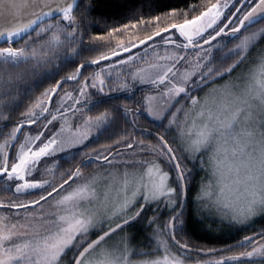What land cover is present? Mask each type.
<instances>
[{"label":"snow or ice","instance_id":"obj_1","mask_svg":"<svg viewBox=\"0 0 264 264\" xmlns=\"http://www.w3.org/2000/svg\"><path fill=\"white\" fill-rule=\"evenodd\" d=\"M81 3L0 0V45H6L0 46V193H11L0 198V264H189L194 249L185 220L193 174L188 161L205 170L192 201L201 219L219 214L238 232L264 219V0H215L190 19L172 9L163 18L184 15L183 22L157 27L127 45L121 40L90 59L83 54L106 46L99 43L105 37L88 36L92 8L85 4L77 17ZM195 10L192 5L188 12ZM161 19L141 18L107 35L159 25ZM230 41L231 48L214 55ZM140 46L143 55H133ZM160 48L163 55L156 51L152 62L144 60ZM138 61L143 65L137 67ZM68 65H75L73 71L45 88L5 131L23 98L52 75L49 67ZM90 66L98 70L81 82ZM114 70L115 86L109 84ZM67 82H78V88L60 96ZM137 86L155 93L144 97V112L121 100L132 99ZM145 113L151 125L139 127ZM121 121L127 126L123 136L80 152L57 183L54 170L61 164L54 157L74 161L73 149ZM93 164L99 167L86 174ZM37 191L34 199L19 198ZM153 205L154 214L146 217L152 229L147 245L135 246V233L125 230L134 229ZM161 208L170 212L164 220ZM233 249L241 250L196 264H264V227L204 254Z\"/></svg>","mask_w":264,"mask_h":264},{"label":"trees","instance_id":"obj_2","mask_svg":"<svg viewBox=\"0 0 264 264\" xmlns=\"http://www.w3.org/2000/svg\"><path fill=\"white\" fill-rule=\"evenodd\" d=\"M215 0H82L80 4V9L77 11L76 15L79 17L80 13L83 11L85 4H90L92 11L90 12L88 18L92 21L93 27H90L88 30V36H103L105 39L99 41L100 44L106 45L104 47H99L95 51L86 52L83 54L85 58H92L98 55L100 52H106L110 48L116 46L119 41H124L128 43L129 41H135L138 37L143 39L145 35H151L152 31H155L157 27H167L169 23H181L185 19L184 15H177L175 17L163 18L165 13L170 12L172 9H176L177 12L184 13L187 12V18H191L194 15H198L200 11L204 9L209 3H214ZM195 5L196 10L194 12H188L190 6ZM230 14V12L228 13ZM160 16L162 17L159 25L155 22L149 24L147 27L140 26L139 29H130L129 31H121L117 36L109 38L108 30L110 28H120L124 24L135 23L136 21L143 18L144 20L151 21L152 17ZM256 25L255 27H259ZM87 40V37H85ZM235 41H230L227 43L225 49L221 52H215L214 55L219 57L222 52L226 51L227 48H231ZM81 61L76 60V64H79ZM229 59L226 63H231ZM214 63H219V61H214ZM75 65L62 66L60 68H55L54 66L49 67V71L52 72V75L42 80L39 85L26 97L23 98V102L16 109L13 114L12 122L9 123L8 128L4 130H9L15 122L18 121L20 113L24 112L29 104H31L36 97L44 91L45 88L55 85V82L59 80L62 76H67L70 74ZM96 69V66H90L84 69V75L80 77V81L84 80V76H88L90 73H93ZM117 81L115 78L109 81L110 85L115 86ZM78 85V82H67L62 85L59 89V93L65 90L75 89ZM138 90L135 91L132 99H125L124 96H121V100L126 103L129 107L135 109L141 107L143 104V93L146 88L137 87ZM107 90V89H106ZM55 99V98H54ZM103 111V107L94 109L92 112L88 113L90 115H95L97 112ZM141 111L144 112V108L141 107ZM139 127L147 128L151 125V118L147 117L146 113L142 115L139 119ZM167 121H165V124ZM127 126L121 121L119 125L113 126L108 133L100 136L98 139H92L90 142H87L86 146L80 147L79 149L74 150L77 154L74 161L66 162L63 158V155L59 157V162L61 167L57 169L58 171H63L69 167H74L76 161L80 159V152H87L93 149H101L104 145L112 144L114 141L118 140L125 133L123 129ZM158 129H153L156 131ZM136 138L140 139V133H136ZM170 138V133H169ZM146 139H151L147 137ZM187 164L193 168V174L191 183L188 188L187 200H188V209L186 212V232L187 238L189 241V247L193 249H213L219 248L227 245L234 244L237 240L242 239L245 235H251L252 232L259 231L264 227V219L257 218L255 224L247 229L246 231H237V228L231 225L229 222L228 227L223 226V220H217L215 218H210L209 215L206 218L201 219L200 216L196 213V206L192 203L196 197L197 191L199 189L202 178L204 177V170L200 165L193 164L190 161ZM91 166V165H90ZM89 166V167H90ZM66 177V176H65ZM11 193H0V198H7ZM156 206L153 205L145 213V219L137 223L134 229H128V232H134L135 237L132 240L133 245H142L145 244V237L149 233L151 228L147 227L146 217L152 216L154 213L152 209ZM160 212L163 213L161 220L166 219L170 212L166 208H161ZM208 218V219H207ZM182 241L185 239V235L181 233L179 237ZM142 243V244H141ZM241 250V249H239ZM221 253L217 252L216 254ZM191 256H197L199 253L192 251L189 253ZM200 255V254H199Z\"/></svg>","mask_w":264,"mask_h":264},{"label":"rangeland","instance_id":"obj_3","mask_svg":"<svg viewBox=\"0 0 264 264\" xmlns=\"http://www.w3.org/2000/svg\"><path fill=\"white\" fill-rule=\"evenodd\" d=\"M233 11L235 10V9H232ZM218 30V29H217ZM171 34V33H170ZM33 35H35V33H33ZM176 36H178V33L177 34H175ZM207 37H205V39H206ZM180 39H182V38H180ZM135 42V41H134ZM156 43H160V41H159V38H156ZM21 44H23V41L21 40V41H19L17 44H15L14 46H20ZM126 45H127V43H126ZM0 46H6V45H0ZM259 48L260 49H264V42H262L260 45H259ZM108 51V50H107ZM106 51V52H107ZM144 51H145V48H144V46H140L138 49H133L132 50V54L133 55H135V54H137V53H139V54H141V55H143V53H144ZM156 51H158L159 53H160V55H163L164 54V49L163 48H160V49H153V51H149L148 52V54H147V56L146 57H144V60H146V61H148V62H152V58H153V54H154V52H156ZM257 51V49H254L253 50V54H255V52ZM193 55H194V53H193ZM122 59L124 58V56H122L121 57ZM114 61H109V63H113ZM143 65V61H138L137 62V67H139V66H142ZM101 67H103V64H101ZM98 69H97V67H96V69H95V71H97ZM94 71V72H95ZM239 71V70H238ZM112 75H113V78H115L116 77V75H117V71H113V73H112ZM233 75H235V73H233ZM225 79H227V77H225ZM83 81V80H82ZM81 81V82H82ZM218 83H223V81H218ZM116 85V84H115ZM138 87V86H137ZM145 88H146V90L144 91V93H143V103H144V97L145 96H148V95H154L155 93L154 92H152L151 90H150V88L148 87V86H144ZM210 87H211V85H210ZM78 88V85H77V87L75 88V89H77ZM73 90V89H72ZM65 91H71V90H65ZM65 91H63V92H61V93H59V95L60 96H63L64 95V93H65ZM206 91V90H205ZM194 94H196V93H194ZM204 93L203 92H201V93H199V95H203ZM56 99V98H55ZM90 115V114H89ZM50 118V117H49ZM41 123V125L43 124V123H45V121H41L40 122ZM55 123V128H59L60 127V122L59 121H57V122H54ZM76 123H79V121H76ZM55 128H53L52 130L54 131L55 130ZM28 130V127L26 126L25 127V131H27ZM5 131H7V130H5ZM175 135V132H172V133H170V138L172 137V136H174ZM0 139H2V137H0ZM80 147H83V146H80ZM79 147V148H80ZM79 148H77V149H79ZM74 150H76V149H73V151ZM99 150V149H98ZM63 154H60L59 156H57V157H54V159H59V157L60 156H62ZM205 159H207V157L205 156ZM51 162L52 161H49V164H51ZM191 163H193L192 161H190ZM199 164V162L197 161V162H195V164ZM194 164V163H193ZM200 165V164H199ZM99 167V165L98 164H93V165H91L90 167H88V168H85L84 169V172L87 174V173H89V172H92L94 169H96V168H98ZM188 167L189 168H191L189 165H188ZM204 170V169H203ZM54 172H55V175H56V179H57V183H59L60 182V180H59V173L61 172V171H58L57 172V169L56 170H54ZM204 174H205V170H204V172H203ZM204 177H205V175H204ZM64 179H67V176L66 177H64ZM50 190V189H49ZM41 193L40 192H36V193H34L32 196H21V197H19L20 199H22V200H26V199H34V198H36L38 195H40ZM6 199V198H5ZM207 215H209L210 216V218H215V219H217V220H223V226H227L228 227V221L227 220H225V219H222L221 218V216L219 215V214H212V213H209V214H207ZM208 219V218H207ZM153 227H155V225H153ZM125 231H128V229H126ZM151 231H152V229H150V231H149V233L147 234V236L151 233ZM120 235H122V233H118L117 234V236L116 237H114L113 239H118L119 238V236ZM94 237V236H93ZM92 237V238H93ZM146 238V237H145ZM144 241H145V244L144 245H142V247H146V245H147V241H146V239H144ZM142 244V243H141ZM135 246H137V245H135ZM138 246H140V245H138ZM141 247V246H140ZM237 251H240L239 249H233V251L232 252H221V253H218V254H216L215 256H208V255H202V254H198L197 256H191L190 254V256H191V260L189 261V264H196V262L197 261H203V260H209V259H218L220 256H228V255H232L234 252H237ZM137 259H149V258H152V257H136Z\"/></svg>","mask_w":264,"mask_h":264},{"label":"water","instance_id":"obj_4","mask_svg":"<svg viewBox=\"0 0 264 264\" xmlns=\"http://www.w3.org/2000/svg\"><path fill=\"white\" fill-rule=\"evenodd\" d=\"M95 238V237H94ZM93 238V239H94ZM193 249V248H192ZM213 249H220V248H213ZM208 250V249H207ZM207 250H203V252H201V249H194L193 251L199 253V254H202V255H205L204 252H207Z\"/></svg>","mask_w":264,"mask_h":264},{"label":"bare ground","instance_id":"obj_5","mask_svg":"<svg viewBox=\"0 0 264 264\" xmlns=\"http://www.w3.org/2000/svg\"><path fill=\"white\" fill-rule=\"evenodd\" d=\"M224 247H225V246H223V247H219V248L221 249V248H224ZM201 250H204V249H201ZM205 250H207V249H205Z\"/></svg>","mask_w":264,"mask_h":264}]
</instances>
